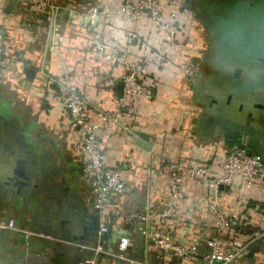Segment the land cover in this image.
Listing matches in <instances>:
<instances>
[{
	"label": "crops",
	"instance_id": "crops-1",
	"mask_svg": "<svg viewBox=\"0 0 264 264\" xmlns=\"http://www.w3.org/2000/svg\"><path fill=\"white\" fill-rule=\"evenodd\" d=\"M126 1L54 0V10L40 12L31 10L27 0H0V33L6 44V52L0 53V222L12 221L17 230H0V264H84L94 255L93 247L117 245L112 240L102 242L100 233L85 235L91 217L98 216L86 170L88 156L69 131V116L61 103L68 81L81 91L92 122H98L100 112L115 108L124 69L98 54L96 38L115 54L141 60L159 74L154 97L134 104L123 116L127 135L98 132L107 170H120L126 184L123 194L111 197L102 222L114 234L129 236L128 256L134 264L175 261L162 257L149 239L152 224L142 220L147 212L170 207L174 166H185L186 198L165 230L175 242L189 247L194 237H214L216 231L204 220L206 189L188 172L214 164L218 155L237 144L264 158V109L235 111L219 99L217 82L212 85L218 80L223 92L233 85L237 72L240 78L243 74L236 63L219 67L216 50L211 51L213 23L207 17L211 15L207 3L215 2L174 0L182 14L179 32L184 27L186 34L192 27L195 32L204 29V42L196 49L169 47L146 19L130 24L110 13L82 24L80 18L76 23L70 18L94 8L111 12ZM253 6L252 0L233 3L236 10L251 11ZM191 33V41L202 40ZM142 135L149 136L148 142ZM18 162H24L26 178L16 176ZM225 206L237 212L234 198L225 196ZM249 206L230 233L220 238L224 252L230 254L232 238L245 242L234 227L252 229L245 239L253 241L248 254L254 246L255 256L234 264H264L262 189L252 192ZM200 250L209 252L204 244ZM190 264H201V259Z\"/></svg>",
	"mask_w": 264,
	"mask_h": 264
},
{
	"label": "built area",
	"instance_id": "built-area-1",
	"mask_svg": "<svg viewBox=\"0 0 264 264\" xmlns=\"http://www.w3.org/2000/svg\"><path fill=\"white\" fill-rule=\"evenodd\" d=\"M33 11L49 12L54 10V0H27ZM110 13L118 16L124 22L134 24L146 19L157 28L164 44H174L179 40L178 30L181 16L178 3L174 0H127L113 10L92 9L86 14L78 16L72 13L73 22L81 19L82 24L94 23L98 17H106ZM89 23V24H91ZM98 54L110 65H118L124 69L122 94L112 111L100 112L98 122L90 119L89 108L77 86L68 81L64 83L61 103L69 116V131L77 136L80 145L88 156L86 170L91 174L92 195L98 216L101 219L100 235L107 232L103 223L106 218L110 199L113 195H121L126 191V184L120 170H107L106 158L102 148L99 131L109 134L127 135L122 127L123 116L130 112L132 106L139 101H148L154 97L158 85L159 74L149 70L145 62L131 60L125 54H115L110 51L106 43L99 38L95 39ZM6 52L4 36L0 33V53ZM214 164L204 165L188 172L191 180L197 179L207 192V207L204 214L206 224L215 228L214 237H194L191 245L185 246L174 241L165 230L168 221L174 216L178 208L184 203L186 195L184 181L185 166L177 164L171 170L169 195L171 205L159 213H146L142 220L151 223L153 230L149 233L150 241L160 250L164 259L176 260L178 264H190L201 259V264H234L248 254V248L253 242H243L238 238L230 241L233 250L226 254L220 242L221 236L230 233L232 226L249 206V197L252 192L262 189L264 192V158L261 155L250 154L245 149L235 148L218 155ZM225 196L237 201V212L230 211L225 206ZM0 230H14L12 221L0 222ZM144 235L147 231L143 230ZM129 236H123L113 251L103 245L93 247V256L85 259L84 264H110L117 260L134 264L129 259L131 246ZM205 245L209 252L202 253L200 247ZM99 258L106 259L98 263Z\"/></svg>",
	"mask_w": 264,
	"mask_h": 264
},
{
	"label": "rangeland",
	"instance_id": "rangeland-1",
	"mask_svg": "<svg viewBox=\"0 0 264 264\" xmlns=\"http://www.w3.org/2000/svg\"><path fill=\"white\" fill-rule=\"evenodd\" d=\"M236 1L238 0H213L215 2L213 9L209 10L211 15L207 17L213 23L212 30L211 27L209 28V35L211 51L216 50L218 57L217 65L219 67L229 63L240 65L243 69L242 78H240L241 74L238 77L235 75L236 80L233 85H228L223 92L219 89L218 80L212 81V85L217 82L216 88L221 95L218 94L219 92L215 95H220L219 99L222 102L235 108V111L243 108L245 112H248L254 111L257 106H264V63H258L260 60L264 61V0H252L254 6L250 8L251 11L247 8L236 10V7L230 8L225 5ZM190 29L187 34L185 27L180 32L178 30L179 40L169 44V47L178 50L199 48L202 41L204 42V29L199 32L197 30L195 32L193 27L191 31ZM191 32L199 34L198 38L202 40L197 41L193 37L194 41H191ZM228 91L231 93L229 96H227ZM239 101L242 103L237 106ZM227 114L230 116L229 111Z\"/></svg>",
	"mask_w": 264,
	"mask_h": 264
},
{
	"label": "water",
	"instance_id": "water-1",
	"mask_svg": "<svg viewBox=\"0 0 264 264\" xmlns=\"http://www.w3.org/2000/svg\"><path fill=\"white\" fill-rule=\"evenodd\" d=\"M239 72H237L236 77L238 76ZM260 109H264V106H257ZM218 116H221V113L218 112L217 113ZM230 137V136H229ZM142 139L146 142H148L149 140V136L147 135H142ZM242 149L244 147H241ZM16 176L20 177V178H26L25 174H24V162H18L17 164V170H16ZM18 185L22 186L23 182H18ZM92 220V225L89 227V229L86 231L85 235H89L88 233H95V234H99L100 231V225H101V219L99 216H92L91 217ZM116 234V236H115ZM113 233L112 228L110 226H107V232L103 235L100 236V239L102 242H108L110 240H112V242L117 243L116 239L119 241L123 236H127V235H123L122 233ZM113 245V244H112ZM109 249L111 251H113V246H110ZM257 252V249H255V247H252V250L249 252V254L246 255V258L248 259H252L255 254Z\"/></svg>",
	"mask_w": 264,
	"mask_h": 264
},
{
	"label": "trees",
	"instance_id": "trees-1",
	"mask_svg": "<svg viewBox=\"0 0 264 264\" xmlns=\"http://www.w3.org/2000/svg\"><path fill=\"white\" fill-rule=\"evenodd\" d=\"M123 89V88H122ZM239 144H237L236 148H239ZM248 208H250V206H248ZM247 208V209H248ZM243 226H237V227H234L235 230L239 233V235L241 236V239L244 240L246 243H249L247 239L250 238V236L252 235V229L251 228H242ZM245 236H248L249 238L245 239L246 237ZM244 237V238H243ZM179 262L178 261H174L173 264H178Z\"/></svg>",
	"mask_w": 264,
	"mask_h": 264
},
{
	"label": "flooded vegetation",
	"instance_id": "flooded-vegetation-1",
	"mask_svg": "<svg viewBox=\"0 0 264 264\" xmlns=\"http://www.w3.org/2000/svg\"><path fill=\"white\" fill-rule=\"evenodd\" d=\"M196 3V2H195ZM207 5H209V7L207 6V8H209V9H207L208 11L209 10H211V8L213 9V3L212 2H208L207 3ZM225 5H227V6H230V8H232L233 7V3L231 2L230 4L228 3V4H225ZM236 148V146L234 147V149ZM239 148H241V147H239ZM246 150V149H245ZM247 151V150H246ZM248 152V151H247Z\"/></svg>",
	"mask_w": 264,
	"mask_h": 264
}]
</instances>
